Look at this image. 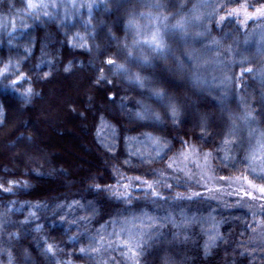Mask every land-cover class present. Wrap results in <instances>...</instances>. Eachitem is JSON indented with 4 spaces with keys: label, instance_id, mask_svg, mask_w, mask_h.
Returning a JSON list of instances; mask_svg holds the SVG:
<instances>
[{
    "label": "trees",
    "instance_id": "obj_1",
    "mask_svg": "<svg viewBox=\"0 0 264 264\" xmlns=\"http://www.w3.org/2000/svg\"><path fill=\"white\" fill-rule=\"evenodd\" d=\"M66 1L0 0V264H264V213L162 175L193 147L217 179L264 187L251 159L264 150V17L229 15L264 0Z\"/></svg>",
    "mask_w": 264,
    "mask_h": 264
},
{
    "label": "rangeland",
    "instance_id": "obj_2",
    "mask_svg": "<svg viewBox=\"0 0 264 264\" xmlns=\"http://www.w3.org/2000/svg\"><path fill=\"white\" fill-rule=\"evenodd\" d=\"M26 1L30 9H33V7L35 6V8L39 10L43 8H45L46 10L47 9L51 10V8H54L56 10V6L63 5L64 2V0H26ZM66 2L69 7L71 6L73 7L76 4L77 0H67ZM80 8L81 7H79V9L78 8L76 9L80 11ZM256 9L247 12L255 13ZM72 11H75V9L74 8L67 9L66 13L72 16L71 13ZM234 16L242 24H245L251 20L262 18L261 16L253 15L250 18L246 19L243 13ZM71 82H68L67 85H69ZM74 85L75 84H72V86H68V87H71V89H75L76 87ZM87 88L89 90V87ZM83 94L84 92L82 91L79 92V95L83 96ZM48 98L51 100L55 99V96H53L52 91L49 94ZM68 102L70 101L68 99H65V101L61 103L63 108L67 106ZM39 119L41 120L48 119L54 125H58L61 123L62 116L55 114L54 118L51 117L46 119L40 116ZM73 128L75 129L77 128V126L74 125ZM63 130L65 132H70V130L67 131L64 128ZM71 131H73V129H71ZM77 136H79V134H77L74 137ZM259 138L257 135L253 137V140H257ZM76 142L77 144H80V140H77V138H76ZM64 146L62 148L63 149L62 152H67L68 154H72L70 148L73 147H70L69 144L68 147L66 146L64 148ZM3 150L4 149L2 148L0 152H2ZM6 155L10 156L9 153ZM251 159L257 162L258 164V167L255 165V163L253 164L256 166V169L253 168L254 173L258 176L264 177V150L262 149L261 146L259 145L255 146L254 155L252 156ZM71 170H73V168H71ZM213 172H214V167L213 164L211 163L209 154L207 152H198L195 148L189 147L187 149H182L178 151L169 160L165 171L162 172V175H163L164 183L169 182V184L171 183L174 185L180 184L181 186H183V189L188 188L189 196H202V197H206L209 200L217 201V202H222L224 200L230 199L235 204L247 208L255 215L264 213V193H261L259 191V189L262 186L254 185L253 183H250L245 179H239V178L217 179L214 176ZM136 182L142 183L141 181H136ZM132 184L133 185H131V187L133 186L135 189H139V187H136L134 182ZM255 237L257 238V240L264 242V223L258 225L256 229Z\"/></svg>",
    "mask_w": 264,
    "mask_h": 264
},
{
    "label": "snow or ice",
    "instance_id": "obj_3",
    "mask_svg": "<svg viewBox=\"0 0 264 264\" xmlns=\"http://www.w3.org/2000/svg\"><path fill=\"white\" fill-rule=\"evenodd\" d=\"M241 13H243V15L245 16L246 19L247 18H250L253 15H258V16L264 17V7H261V8L256 9L255 13H248L247 12V6L242 4V5H240L239 8H233V9H230V11H229V15H237V14H241ZM221 19H224V17H221ZM129 25L130 26H135V22L132 21V20H130L129 21ZM172 27L173 28H181L182 27V24L180 22H177V24L176 25H173ZM151 43L154 44V46H155L156 49H160L163 46L162 45V40H160L156 34L153 35V38H152ZM106 63L110 67L116 68L117 71L125 70L123 65L115 64V62L111 58H109L106 61ZM65 70L67 71V69H65ZM244 71L246 73H249L250 74V73H252L253 70L251 68H248V69H245ZM6 72H7V66H5V68H3V69H0V74L6 73ZM242 74H244V73H242ZM135 80L137 81V83H138V85L140 87H143L144 86L143 85V82L141 81V78L139 76H136L135 77ZM30 93H31V89H28L27 92L25 93V95H28ZM152 96H154L159 102L163 103V100H164V94L163 93L155 92V93H152ZM109 99L112 100V101H114L115 100V97L114 96L113 97H109ZM168 107L171 109L172 118L175 119V116L177 114V110H176L175 106L172 105V104H169ZM139 115L140 114H138V116ZM251 115H252L251 112H248L246 114V118H250ZM155 119L159 120V116L158 115L155 116ZM157 143H159V142L157 141ZM226 143H227V141H226ZM169 166H171V165H169ZM259 191L261 193H264V187H261L259 189ZM154 195H158V194L154 193ZM47 251L48 252H51L52 251V246L51 245H49ZM81 251H84V250L82 249ZM9 260L11 261V257H9Z\"/></svg>",
    "mask_w": 264,
    "mask_h": 264
}]
</instances>
